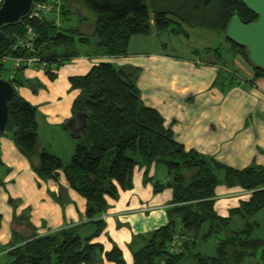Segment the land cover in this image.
Returning <instances> with one entry per match:
<instances>
[{
  "label": "trees",
  "instance_id": "16d2710c",
  "mask_svg": "<svg viewBox=\"0 0 264 264\" xmlns=\"http://www.w3.org/2000/svg\"><path fill=\"white\" fill-rule=\"evenodd\" d=\"M47 1L33 0L32 5ZM81 1L94 15L90 36L63 27L70 10L68 0H61L58 10L53 9L54 13L47 17L26 16L17 24L0 28V69L5 60L34 57L36 65H43L46 76L52 80L51 67L72 58L123 56L129 38L134 35L166 32L185 36L180 29L184 25L209 29L225 38L231 16H237L244 24L256 19L239 1L182 0L185 5L178 12L162 9L157 0ZM200 8L210 9L207 16L201 15L207 17V23L195 14ZM27 28L34 34L30 48L16 47V41L24 37ZM74 32L79 35L78 42L84 51H64L73 41ZM225 40L233 53L248 63L245 49ZM58 48L63 51L58 53ZM250 67L254 79L264 78L263 70ZM23 69H26L23 65L12 69V77L6 80L14 93L7 103L4 133L9 131L15 148L38 178L56 182L58 171L61 172L67 187L84 200V221L18 245L11 244L3 264H100L102 261L126 264L115 245L104 251L93 240L105 227L102 215L108 208L107 200H116L120 192L131 189L136 166L142 167L144 173L151 166H162L169 180L165 185L153 183L152 192L168 188L170 200L165 210L166 223L140 236L142 244L131 250L130 264H180L181 261L183 264L185 252L196 240L205 242L210 238L215 240L214 256L193 254L194 264H243L262 248L263 241L250 238L253 225L247 219L264 208V168L236 170L194 150H185L163 126L159 114L141 102L135 68L100 62L86 74L68 78L69 88L78 90L79 94L67 120L76 141L67 165L38 149L36 108L15 91L18 87L31 86L32 82L22 77L14 79L16 72ZM82 118L84 127L80 132ZM219 186L247 192V198L229 209L225 217L213 208ZM233 216L243 221L237 231L229 230ZM260 257L264 259V249Z\"/></svg>",
  "mask_w": 264,
  "mask_h": 264
},
{
  "label": "crops",
  "instance_id": "0c3cea01",
  "mask_svg": "<svg viewBox=\"0 0 264 264\" xmlns=\"http://www.w3.org/2000/svg\"><path fill=\"white\" fill-rule=\"evenodd\" d=\"M180 29L185 36L134 35L123 56L72 58L51 67L52 80L43 65L23 69L21 74L31 86L15 91L36 108L38 149L58 158L56 150L71 155L75 140L67 120L79 91L69 88L68 78L108 62L137 70L141 102L159 114L185 150L236 170L264 168V78H253L250 65L233 53L221 34L184 25ZM168 180L160 166H151L146 173L136 166L131 189L107 200L102 215L105 227L93 242L104 251L115 245L130 264L131 250L142 244L140 236L166 223L170 189L154 193L152 185H165ZM246 193L219 186L215 212L227 216L229 209L247 198ZM83 212L84 200L67 187L60 171L56 182L41 180L9 136H0V264L7 261L5 252L11 244L78 225L84 221Z\"/></svg>",
  "mask_w": 264,
  "mask_h": 264
},
{
  "label": "water",
  "instance_id": "95a60500",
  "mask_svg": "<svg viewBox=\"0 0 264 264\" xmlns=\"http://www.w3.org/2000/svg\"><path fill=\"white\" fill-rule=\"evenodd\" d=\"M33 0H1L0 28L19 23L25 18ZM239 1L256 19L244 24L233 15L230 17L225 31V38L231 43L243 47L248 63L264 71V0H226ZM14 88L6 80L0 79V135L7 123V103L12 98ZM84 127V119L80 122L79 131Z\"/></svg>",
  "mask_w": 264,
  "mask_h": 264
},
{
  "label": "rangeland",
  "instance_id": "374dc122",
  "mask_svg": "<svg viewBox=\"0 0 264 264\" xmlns=\"http://www.w3.org/2000/svg\"><path fill=\"white\" fill-rule=\"evenodd\" d=\"M71 1V2H70ZM182 0H157V3H159L162 9L166 10H173L178 12V9L184 7V3H182ZM188 1V3H190ZM195 5V3H193ZM70 15L68 19L63 24L64 28H69L72 30H77L78 34H81L82 36H90L86 33H89L92 29V25L94 22V15L86 8L84 3L81 0H68ZM201 9V8H200ZM198 10L195 12V14H198V16L204 15L207 16L210 12V9L202 8L201 10ZM151 13V12H150ZM203 17V16H201ZM207 17H203L202 21L207 23ZM216 20H217V14H216ZM75 34V32L72 34V42L70 46L66 47V50L64 51H70V50H76V51H84L85 48L79 45L78 37L79 35ZM58 53H61L63 51L62 48L56 49ZM12 63L9 62V60H5L3 63V68L0 69V79L7 80L8 76L11 75L12 77ZM32 68V67H30ZM19 77H22L21 73H17L14 75V79H17ZM20 79V78H19ZM9 132V131H8ZM8 132H5L1 135V137H5L8 135ZM76 143V141H75ZM46 145H49L46 143ZM51 147V146H50ZM56 153L59 156L60 161L67 165L69 163L70 156L63 155V153L57 152ZM72 153V152H71ZM163 168L162 166H160ZM224 201V199H222ZM217 202V201H216ZM226 205V204H225ZM248 223L253 225V230L250 234L251 239H258L263 241L262 248L259 249V251L256 253L252 259L246 260L243 264H264V259L260 257L261 250L264 249V208H262L260 211L256 212L252 216L248 217L247 219ZM243 225V221L238 216H233L229 221V230L230 231H237L239 228ZM193 254H199L201 256H207L212 257L215 254V240L210 238L205 242L196 240L195 245L190 248L188 252H185V257L183 258V264H194L192 260ZM182 264V261L181 263Z\"/></svg>",
  "mask_w": 264,
  "mask_h": 264
},
{
  "label": "built area",
  "instance_id": "2783aa9c",
  "mask_svg": "<svg viewBox=\"0 0 264 264\" xmlns=\"http://www.w3.org/2000/svg\"><path fill=\"white\" fill-rule=\"evenodd\" d=\"M61 0H48L46 3H36L31 5L30 11L27 15L28 18H35L40 16H49L53 14V9L58 10ZM34 34L29 28L26 29L24 37L16 41V47L23 49H29L33 40ZM12 69H16L23 65L26 68L34 67L37 64V59L34 57L29 58H17L12 60ZM247 194V193H246Z\"/></svg>",
  "mask_w": 264,
  "mask_h": 264
}]
</instances>
